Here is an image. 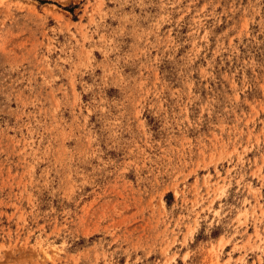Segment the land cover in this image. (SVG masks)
<instances>
[{"label":"rangeland","instance_id":"obj_1","mask_svg":"<svg viewBox=\"0 0 264 264\" xmlns=\"http://www.w3.org/2000/svg\"><path fill=\"white\" fill-rule=\"evenodd\" d=\"M0 264H264V0H0Z\"/></svg>","mask_w":264,"mask_h":264}]
</instances>
